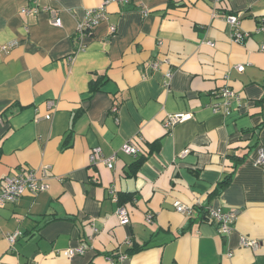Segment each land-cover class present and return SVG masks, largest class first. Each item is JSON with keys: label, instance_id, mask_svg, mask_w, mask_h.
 Masks as SVG:
<instances>
[{"label": "crops", "instance_id": "1", "mask_svg": "<svg viewBox=\"0 0 264 264\" xmlns=\"http://www.w3.org/2000/svg\"><path fill=\"white\" fill-rule=\"evenodd\" d=\"M38 1L59 8L62 26L22 13L33 0H0V44L16 42L0 53V189L25 167L50 166L46 191L0 208V264H113L107 255L118 251L128 257L116 264H264V167L255 164L264 151V0L111 3L76 53L77 23L103 0ZM224 14H238L249 37L234 41ZM226 86L243 96L230 116L209 105ZM180 112L193 117L168 131L164 120ZM126 142L142 149L139 168ZM249 145L243 160L229 156ZM96 146L117 156L114 168L90 163ZM210 207L240 210L230 234L203 217ZM17 230L12 246L6 236ZM81 245L84 254L61 253Z\"/></svg>", "mask_w": 264, "mask_h": 264}, {"label": "built area", "instance_id": "2", "mask_svg": "<svg viewBox=\"0 0 264 264\" xmlns=\"http://www.w3.org/2000/svg\"><path fill=\"white\" fill-rule=\"evenodd\" d=\"M133 0H103V3L98 7L87 8L82 20L77 23L76 29V38L78 41L77 47L75 49V53L82 51L85 49L86 45L84 43V39L93 31V29L105 22L109 18L108 6L111 3H117L119 5H125L131 3ZM222 0H216V9L217 4H219ZM33 6H23L21 7V12L26 15L38 16L42 13H47L52 21V24L55 26H62V18L60 17V10L57 7H54L50 4L41 5L38 0H33ZM214 10V15H217V10ZM222 17L226 20V22L234 29L232 38L234 41L243 42L247 37H249V33L243 31L240 28V16L238 14H224ZM261 28L263 26H260ZM112 32H116V26H111ZM212 44V43H211ZM16 42L0 44V53L9 54ZM264 50V46H262ZM153 68H157L159 66L158 61H155L151 65ZM239 71L244 70V66L238 67ZM172 77L171 72H167L166 74V83L168 84L169 79ZM243 96L241 93L236 91L234 88L229 86L222 87L219 89L213 96L211 103L209 104L211 109L216 112H220L226 116H230L233 114L234 110L242 105ZM54 101H49V107H53ZM118 106L114 105L112 111L117 113ZM193 114L191 112H183V113H173L166 117L164 120V126L169 131L174 128L178 123H182L192 119ZM47 119L51 118V114L46 116ZM122 151L128 155L139 156L142 153V149L139 148L136 144L132 142H126L122 146ZM189 150H185L184 153H188ZM117 156L115 154L106 156L103 148L101 146L94 147L89 155L91 164L103 163L108 168L112 169L115 165V160ZM256 165H260L264 167V151L262 149L258 152V157L255 160ZM27 173L20 172L17 175L7 176L1 186L0 189V208L7 203H15L22 196L27 193L32 195H37L42 191H46L49 187L47 180L50 176V166L43 165L37 168L25 167ZM24 169V170H25ZM111 192H115V187H111ZM117 199V197H114ZM174 206L176 211L185 214L186 216L193 215L195 210L194 205H189L183 203L180 200H176L174 202ZM118 216L120 219V223L124 224L129 219V211L127 207L120 205L118 208ZM240 210L239 209H231L229 211H223L219 207H210L207 210V216L210 221H212L218 227V230L223 235L230 234L235 226V223L239 217ZM146 222L148 224L153 223V214H148L146 217ZM97 229H95L96 231ZM22 236V232L17 230L12 233L7 234V239L10 244L13 246L17 239ZM129 244L131 241H127ZM260 240L255 238L243 237L241 240V245L244 247H250L253 249H258L260 245ZM86 251V247L81 245L75 248H68L63 250L61 253L67 257H73L78 254H84ZM233 254L230 253L229 256ZM128 257L127 252L118 251L115 254L107 255V258L113 264L120 263L124 259Z\"/></svg>", "mask_w": 264, "mask_h": 264}, {"label": "trees", "instance_id": "3", "mask_svg": "<svg viewBox=\"0 0 264 264\" xmlns=\"http://www.w3.org/2000/svg\"><path fill=\"white\" fill-rule=\"evenodd\" d=\"M159 143H160V142L158 141V144H159ZM250 147H252V145H251V146H250V145L247 146L246 149L243 150V151H244V154L241 155V156L238 155V154H236V153H235L236 151H232V152H230V153H229V156H230L232 159H234L236 162H239V161L243 160V159L248 155V152H249ZM0 150H1V148H0ZM0 155H1V153H0ZM144 159H145V157L140 155L139 158L137 159V161L135 162V167L139 168L140 165L142 164V162H143ZM231 180H232L231 175H228V176H226L224 179H222L221 181H219L218 184H217L216 187H215V194H220V193L223 191V189H225V188L231 183ZM203 217H204L205 219H208L207 214H204ZM144 247H145V245H143V246H141V247L133 248V249H131V250H132V251H137V250L142 249V248H144ZM109 254H110V253H109ZM109 254H108V255H109Z\"/></svg>", "mask_w": 264, "mask_h": 264}]
</instances>
